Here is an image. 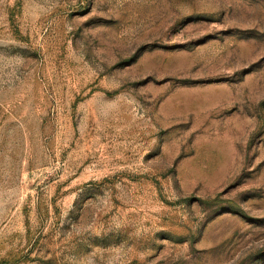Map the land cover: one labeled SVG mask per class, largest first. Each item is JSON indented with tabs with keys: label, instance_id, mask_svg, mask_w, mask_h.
Returning a JSON list of instances; mask_svg holds the SVG:
<instances>
[{
	"label": "rangeland",
	"instance_id": "obj_1",
	"mask_svg": "<svg viewBox=\"0 0 264 264\" xmlns=\"http://www.w3.org/2000/svg\"><path fill=\"white\" fill-rule=\"evenodd\" d=\"M0 264H264V0H0Z\"/></svg>",
	"mask_w": 264,
	"mask_h": 264
}]
</instances>
